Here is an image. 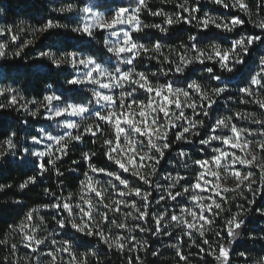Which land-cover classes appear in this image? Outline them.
<instances>
[{
	"label": "snow or ice",
	"instance_id": "1",
	"mask_svg": "<svg viewBox=\"0 0 264 264\" xmlns=\"http://www.w3.org/2000/svg\"><path fill=\"white\" fill-rule=\"evenodd\" d=\"M174 3L179 11L174 8L169 14L162 8L153 10L148 0H136L134 8L120 0H95L83 8L75 0L66 2L54 11L71 14L62 17L67 23L45 17L37 21L40 27L28 30L38 34L65 29L55 35L78 33L70 37L75 43L60 39L44 45L31 66L0 65L3 70L26 67L57 83L55 90L47 85L46 94L37 93L41 97L37 99L23 95L13 86L16 81L0 82V170L24 171L27 178L17 185L21 192L41 185L49 173L54 172L58 180L56 191L43 187L48 200L32 207L12 228L20 235L18 243L10 244V255L18 251V244L33 253L25 254L23 260L15 257L14 264H33V258L35 264H104L109 252L124 254L125 264H145L140 253L161 255L150 242L153 235L177 241L167 245L177 257L176 264H192L183 237L199 249L197 255L205 253L216 264H231L232 249L222 241L232 243L244 233L253 211L264 219V203L257 204L256 199L260 194L264 200V0H211L220 9H237L247 20L231 12H205L199 0ZM100 8L105 11H94ZM141 13L161 17L162 23H145ZM194 22L198 31L187 30V40L183 32L171 34L180 44L178 48L169 45L166 55L161 41L171 38L170 29ZM246 24L259 31L248 30ZM125 25L133 31L123 30ZM152 29L164 36L145 31ZM23 31L0 25V60L8 59L10 49H14L13 57H21L34 44L35 37L21 40ZM104 32L116 39L97 41ZM135 33H144L146 42ZM101 42L102 48H97ZM173 54L174 60L170 59ZM145 56L159 60L165 68L138 71ZM160 76L164 82L156 83ZM233 79L243 85L236 93L230 89ZM234 95L238 103L253 104L257 110L232 112L229 108L230 115H214L225 110L219 101H230ZM7 109L42 117L45 126L33 130L30 120L19 121ZM240 120L256 127H242ZM17 125L22 127L16 130ZM19 131L25 134L23 145ZM197 143L199 148L185 150ZM174 146L179 149L175 157L171 156ZM76 149L79 160L71 156ZM201 151L206 158L197 155ZM173 159L182 168H191V176L163 167L162 161ZM66 160L75 167L65 168ZM77 170L83 179L75 192H65V173ZM228 177L231 187L223 182ZM12 187L0 184V192ZM238 199L245 203H236ZM169 201L176 206L169 207ZM12 203L20 206L23 201ZM52 221L48 231L46 225ZM169 229H179V235ZM259 231L264 233V227ZM58 232L62 239H56ZM212 235L217 237L215 247ZM250 238L264 240V235ZM45 245L48 251L43 250ZM129 252L136 255L130 257ZM6 261L13 264L8 256L0 258V264Z\"/></svg>",
	"mask_w": 264,
	"mask_h": 264
},
{
	"label": "trees",
	"instance_id": "2",
	"mask_svg": "<svg viewBox=\"0 0 264 264\" xmlns=\"http://www.w3.org/2000/svg\"><path fill=\"white\" fill-rule=\"evenodd\" d=\"M66 2H72V0H0V25H7L9 27H13L17 31H19L20 28H23L24 31L21 33V40H29L34 39V44L31 45L29 48L25 49V53L21 57H13L11 55V51L14 49H10V54L7 60H0V65H20V66H31L32 64L36 63V61L39 59L38 52L44 47V45H47L49 43H52L54 41H58L60 39H66L68 43H75V41L71 40V36H78V33H68V36H57L55 35L56 32L64 33L65 29H58V30H51L50 32L46 33H38L34 34L31 31H29V26L38 28L40 27V24L37 23L38 20H41L42 18H56L61 23H67L68 21L66 19H63L62 17L71 15L67 13H59L54 11V9H57L61 6H63ZM76 3L79 4L81 8L85 6H89L90 4L94 3L95 0H83V3H80V0H75ZM257 0H249V3H255ZM120 3H122L125 6H129L131 8H134L136 6V0H120ZM149 7L153 10H158L162 8L164 11L171 14L175 8L174 0H169L168 3H162V0H148ZM199 3L203 6V11L210 12L213 15H221V14H229L235 13L245 20H247V17L244 16L243 13L239 12L237 9H220L219 6L214 5L211 3V0H199ZM176 11H179L178 8H175ZM94 11L104 12L105 9H94ZM185 15H187L185 13ZM141 19L145 23H162L161 17H154L151 16L148 13H141ZM246 28L248 30L252 31H259V29H254L252 24H246ZM191 30L192 34H196L198 31L195 28V22L191 25L189 24H183V25H177L174 28L170 29V36L173 32L179 33L183 32V39L187 40L188 31ZM145 31H152L155 33L156 37L164 36L163 33H159L155 29L152 30H145ZM135 36L141 40V42H146L143 40L144 33H135ZM112 39V36L108 32L103 33V37L97 36V41H102V39ZM3 39V38H0ZM20 41H17L19 43ZM165 45L164 52L167 55L168 54V46L171 45L174 48H178L180 41L176 40L174 36H171V38H165L161 41ZM97 48H102V42L96 44ZM47 50V49H44ZM76 49L68 48L67 51H75ZM87 55L88 53H84ZM111 56V54H108ZM107 59V57H106ZM170 59H175L174 54L170 57ZM112 63L115 64V58H113ZM165 64L160 63L159 60L155 59H148L146 56L141 59V62L137 65L138 71H145L147 73L152 72H158L160 69H164ZM69 71H72L71 68H69ZM0 73H2V76H7L8 79L6 81L3 80L2 76H0V82H6L8 84H13V81H16V83L13 85L17 87L18 89H21L22 94L29 98H41L37 96V93H41V95L46 94V88L47 85H52L51 90H55L57 87V83L55 79H47L45 80L43 78V74L36 75L32 71L28 70L26 67H21L19 71L15 68L3 70L0 69ZM173 73L169 74L168 79L171 78ZM165 80V77L160 76L156 83H163ZM60 83H63V77H60ZM243 85H237V81L235 79L232 80L230 89L233 93H236L237 87H242ZM26 89V90H25ZM108 91V90H104ZM119 90H117L118 92ZM238 95L243 96L242 93H239ZM219 103L224 106L223 111L219 113H215L214 115H230L231 112L226 111L227 109L231 108L232 112L235 111H246V112H252L256 111L257 108L253 104L244 105L241 103H238L236 100V96L234 95L230 101H226L224 99L220 100ZM235 105V107H232ZM7 111L12 113V116L15 117L19 121H23L25 119H28L31 121L30 127L33 130H39L42 126H45L43 118H32L28 117L26 113L23 111H14L13 109H7ZM92 122V121H89ZM236 122V121H234ZM11 123V121H10ZM239 125L242 127H251L255 128V125L250 124L248 121L240 120ZM22 125H17L16 130H18ZM57 131H63V129H57ZM24 133L23 131H19V139L21 145L25 143L24 140ZM259 139V137H257ZM83 147V146H81ZM91 147L96 148L97 145H91ZM199 144H193L191 148L185 149L187 151H192L194 148H199ZM207 147V146H205ZM43 148V145L41 146V149ZM85 151L88 149L85 148ZM179 149L174 146V149L171 152V156L175 157L176 152ZM208 152L211 151V149H207ZM197 155L205 157L206 153L201 151L198 152ZM72 159L79 160L80 154L79 149L74 150L71 153ZM10 159H12L10 157ZM97 162L103 166V159L101 157H97ZM163 167L165 169L171 170L172 168H176L177 171L182 172L184 175L191 176L192 169H184L181 167L180 164L177 163L175 159L164 163L162 161ZM64 167H75V165L71 164V161L66 160ZM6 169H10L11 166L5 164ZM84 171L87 170L85 167L83 169ZM258 172L259 170L256 169ZM128 175L127 173L125 174ZM48 176L50 178H43V183L41 185H38L37 187L33 188L31 191L24 190L21 192L17 185L19 183H22L24 179H26V175L24 171L19 169H13V170H0V184H11L13 187L11 189H6L4 192H0V240H6L8 241L7 244H0V258H3L5 256H8L11 261H13L14 264V258L19 257L21 260H23V257L25 254L29 256H33V253L31 249H25L23 244H18V251L14 255H10L9 253V246L11 243H18L19 241V233L13 232L12 228L18 224L21 220L24 219V214L29 211L32 207H39L40 203L42 201H47L48 197L43 195V187H52L53 191H56L58 188V180L55 175V173H49ZM101 180L108 179L107 177L101 176L99 177ZM83 179V177L80 175V171L77 170L73 173H65V179L64 184L66 185L64 191H72L75 192L76 185L78 184L79 180ZM227 186L231 187L233 186V181L230 177L224 179L223 181ZM154 195H159V193H154ZM207 195V193H205ZM247 195H251L250 193ZM257 204L264 203V200L261 199L260 194H257ZM13 200H21L23 201V204L20 206H17L12 203ZM236 203H245L241 200H237ZM169 207H175L176 205L174 202L169 201L168 202ZM250 208H255L256 205H246ZM156 206L153 205V208ZM43 214V213H41ZM221 224L223 223L221 219ZM54 221H52L51 224H47L46 228L48 231L52 230V227L54 225ZM264 227V219H261L259 217V214L255 211L252 212L251 215L248 216L246 220V230L244 233H242L243 239H237L235 243H229L228 240L222 241V243H226L227 246L232 249L231 252V264H245V261H247V264H251L253 260L259 259L261 256H264V240L260 239H251V236H261L264 235V233L260 232L259 229ZM170 231H173L175 235H179V229H169ZM42 234H47V232H44ZM140 236H144L143 233L140 234ZM62 234L57 233L56 239H62ZM211 241L213 242V247H215V241L217 240V237L212 235ZM230 239V238H229ZM183 240L185 241L184 244V251L186 253H189L190 259L192 261V264H216L214 261V258L212 256L206 255L205 253H197L199 252V249L192 248L189 242H187V237H183ZM152 246L161 253L159 257H155L152 255H148L147 253H140L141 258L144 260L145 264H176L177 257L175 256L173 250L169 249L167 245L176 243L177 241L175 239H170L166 235H153L151 237ZM97 248H100V245L96 246ZM207 247V246H204ZM44 251H48L47 245L43 246ZM104 250H107L106 247ZM80 251H83L81 249ZM239 252H245L246 255L244 257H241L238 255ZM65 257V260H67V254H63ZM128 256H135L136 253L129 252L127 253ZM44 257H42V260ZM5 264H8L6 261ZM33 264H35V259L33 258ZM104 264H125V257L124 254H120L119 256L112 255L111 252H109V256L104 259ZM180 264H183L181 261Z\"/></svg>",
	"mask_w": 264,
	"mask_h": 264
},
{
	"label": "clouds",
	"instance_id": "3",
	"mask_svg": "<svg viewBox=\"0 0 264 264\" xmlns=\"http://www.w3.org/2000/svg\"><path fill=\"white\" fill-rule=\"evenodd\" d=\"M243 239L242 234H239L235 237V240ZM235 240L232 243H235ZM251 264H264V256H261L259 259L253 260Z\"/></svg>",
	"mask_w": 264,
	"mask_h": 264
},
{
	"label": "rangeland",
	"instance_id": "4",
	"mask_svg": "<svg viewBox=\"0 0 264 264\" xmlns=\"http://www.w3.org/2000/svg\"><path fill=\"white\" fill-rule=\"evenodd\" d=\"M123 30L133 31L131 25H125ZM116 37H112V40H115Z\"/></svg>",
	"mask_w": 264,
	"mask_h": 264
}]
</instances>
